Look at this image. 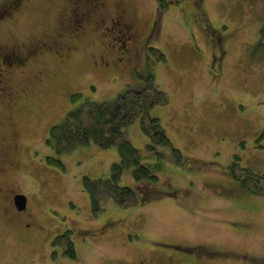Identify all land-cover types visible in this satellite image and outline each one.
<instances>
[{
  "label": "rangeland",
  "instance_id": "374dc122",
  "mask_svg": "<svg viewBox=\"0 0 264 264\" xmlns=\"http://www.w3.org/2000/svg\"><path fill=\"white\" fill-rule=\"evenodd\" d=\"M17 2L0 0V264H264V196L230 171L238 154L264 174V49L254 48L264 0H169L165 12L155 0H91L87 15L81 0H19L7 15ZM67 10L68 27L86 28L77 42L62 29ZM118 19L133 26L127 49ZM149 75L169 96L150 113L183 164L145 151L134 122L126 133L159 180L127 170L120 183L138 203L101 194L95 215L83 178L109 177L118 148L77 146L50 165V129L81 103L73 93L111 101ZM14 194L27 198L21 214ZM68 230L74 259L52 246Z\"/></svg>",
  "mask_w": 264,
  "mask_h": 264
},
{
  "label": "trees",
  "instance_id": "16d2710c",
  "mask_svg": "<svg viewBox=\"0 0 264 264\" xmlns=\"http://www.w3.org/2000/svg\"><path fill=\"white\" fill-rule=\"evenodd\" d=\"M159 11L165 12L169 8V0H155ZM256 50L264 49V20L258 31V41L254 44ZM160 60H166L165 54L159 49L151 48ZM73 103L81 102L78 106L67 111L64 118L50 129L46 142L52 146L56 157L49 156L50 165L64 167L59 156L73 151L77 146L94 144L100 149L118 148L119 160L111 166L109 177L83 178V187L91 198L94 214L101 210V194L111 196L121 208H128L138 203L134 188L120 183L123 174L130 170L135 181H158L159 176L151 167L143 163L140 151L134 146L126 133V127L138 121L141 131L149 138L145 151L154 153L158 159H168L170 162L182 165L184 155L176 147L158 117L151 115L154 105H166L169 96L149 75L142 88H127L111 101L96 102L85 98L83 93L76 92L70 97ZM169 150L166 156L160 148ZM230 171L235 180L243 188L254 195L264 196V174L255 172L250 167L241 164V157L235 154L230 165ZM52 246L62 247L64 254L74 259L77 256L75 242L71 231L57 235ZM56 252L53 254L55 257Z\"/></svg>",
  "mask_w": 264,
  "mask_h": 264
},
{
  "label": "flooded vegetation",
  "instance_id": "af4514ba",
  "mask_svg": "<svg viewBox=\"0 0 264 264\" xmlns=\"http://www.w3.org/2000/svg\"><path fill=\"white\" fill-rule=\"evenodd\" d=\"M21 1H25V0H21ZM81 1H84L83 2V4H85L86 5V10H87V12L86 13H83V15H87L89 12H90V10H91V8H90V2H91V0H81ZM18 2H19V0H18ZM18 2L16 3V4H11V7L12 8H6V11L8 12L7 13V15L8 14H10V13H12V12H14V11H18L20 8H14L15 7V5H17V6H19V7H23V6H20L19 4H18ZM25 4V3H24ZM72 4H73V2H72ZM21 10H24V8L23 9H21ZM70 10V9H69ZM69 10H67L66 12H65V15H64V17H63V20H62V26H64V28H62V29H64V31H65V33H64V35L65 34H70L69 36H71V41H74V42H77V40L78 39H75V38H78L79 37V35H83V32L84 31H86V28H84V27H81V26H74V27H68L69 25L68 24H66V20L67 19H65V16H67L66 14L69 12ZM82 13V12H81ZM7 15H6V17H7ZM1 16H2V14H1ZM83 17V16H82ZM83 20H84V17H83ZM111 20L112 21H114V18L113 17H111ZM117 21V24L116 23H113V24H116L117 25V28L118 29H116V27H115V25H113V24H111V27L116 31V33H118L119 32V28H120V31H122V33L123 34H121V37L122 36H124V37H122L126 42L124 43V45H125V47H126V44H127V42H128V40H130L131 38H132V34L134 33L133 31H131L130 30V28H132L133 26H129V25H126L125 23H123V24H121L122 23V21H120V19H118V20H116ZM102 23H105V22H101V24ZM118 25H119V27H118ZM61 28V27H60ZM74 29V30H72V29ZM66 29H68V31H66ZM63 31V32H64ZM62 32V33H63ZM60 36L61 38H63V39H65L66 41L68 40L66 37L67 36ZM56 38V37H55ZM80 38V37H79ZM54 40V39H53ZM53 40H52V43H53ZM110 45V44H109ZM38 49H40V48H38ZM126 49H127V47H126ZM39 55V53H36V55ZM62 57H64V56H62ZM69 58V57H68ZM17 64V63H16ZM28 64V63H27ZM17 66H18V64H17ZM4 70V69H3ZM42 73V72H41ZM2 81V79L0 78V82ZM17 194H14L13 195V200H14V198H15V196H16ZM14 202H15V200H14ZM26 208H27V206H26ZM26 208L24 209V210H26ZM24 210H18L17 209V212L18 213H23V211ZM191 253L192 252H190V255L189 256H184V255H186V254H184V252H181L180 254L181 255H179V253H176V255H178V256H180V257H186V258H193V259H196V260H203V257H201V255H199V254H197V255H194L193 254V256L191 255ZM172 254H174V253H172ZM209 258H211L210 260H212V257H209ZM185 259V258H184Z\"/></svg>",
  "mask_w": 264,
  "mask_h": 264
},
{
  "label": "water",
  "instance_id": "95a60500",
  "mask_svg": "<svg viewBox=\"0 0 264 264\" xmlns=\"http://www.w3.org/2000/svg\"><path fill=\"white\" fill-rule=\"evenodd\" d=\"M18 210H24L27 206V198L23 194H17L14 198Z\"/></svg>",
  "mask_w": 264,
  "mask_h": 264
}]
</instances>
